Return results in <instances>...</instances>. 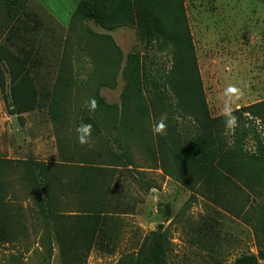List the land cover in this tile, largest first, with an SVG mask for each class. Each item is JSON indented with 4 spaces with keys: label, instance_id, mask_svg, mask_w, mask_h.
<instances>
[{
    "label": "rangeland",
    "instance_id": "374dc122",
    "mask_svg": "<svg viewBox=\"0 0 264 264\" xmlns=\"http://www.w3.org/2000/svg\"><path fill=\"white\" fill-rule=\"evenodd\" d=\"M180 1L209 118L264 102V0ZM78 2L32 0L24 14H36L35 30L19 42L17 54L8 51L18 58L34 53L36 65H51L58 71L51 74L56 75L51 83L44 87L38 82V88L31 91L37 102L30 116L10 121L0 115V179L4 186L0 192V264H63L61 245L38 216L22 171L16 166L4 169L6 160L25 159L56 165L54 178L60 183V192H55L63 200L56 206L58 233L66 241L68 254H77L75 264H132L144 240L159 227L167 241L165 264H233L241 255H257L256 236L264 222V177L252 176L250 166V181L244 175L238 179L225 173L215 181L197 180L184 169H180L184 172L181 179L164 173L155 145L156 113L150 109L147 90L136 72L146 58V72L156 80L164 79L173 66L172 48L146 47L134 21L106 30L93 22L74 20L71 15ZM34 6L36 10H32ZM19 21L23 23L24 18ZM182 49L190 51L187 46ZM128 56L137 59L129 67ZM93 67L94 82L83 84L81 79ZM18 77L23 91L18 102L35 105L27 102L30 92L22 88L23 75ZM7 79L4 77L5 98L0 92L4 101L0 113L12 115L10 76ZM98 87L103 102L117 107L116 122L113 114L92 106L90 93ZM53 93L56 103L50 113L47 107ZM124 94L128 96L125 108ZM186 105L190 112V102ZM84 109L101 121L100 137L106 143L80 132ZM174 112L177 130L187 126L188 136L197 137L195 143L201 141L203 131L193 117L183 110L178 115ZM24 113L28 112L17 115ZM243 118L264 144V124L247 113ZM235 122L230 118L223 130L229 147ZM116 137L132 154L135 166L128 168L130 172L112 173L105 166L108 147L120 152ZM242 148L248 154L256 153L255 139L243 138ZM93 195L113 210L119 200L132 211L120 213L107 207L105 212L113 213L87 214L81 204Z\"/></svg>",
    "mask_w": 264,
    "mask_h": 264
},
{
    "label": "trees",
    "instance_id": "16d2710c",
    "mask_svg": "<svg viewBox=\"0 0 264 264\" xmlns=\"http://www.w3.org/2000/svg\"><path fill=\"white\" fill-rule=\"evenodd\" d=\"M27 1L4 0L7 16L21 10ZM72 19L93 22L106 30H113L134 21L138 38L146 47L151 49L156 44L162 47L161 49L172 48L173 66L166 73L164 79L159 78L156 80L146 72L144 60L146 58L142 59L140 71L136 72L137 78L140 75L139 83L143 84L147 90L150 98V109L153 113H156L155 145L162 171L170 178L179 179L180 176L184 175V172L180 169H184L185 172L187 171L197 180L215 181L225 173L238 179H241L244 175L248 179L247 181H250L248 177L249 174H252L247 170L248 166L255 173L252 176L256 178L264 177V144L259 140L257 133L251 130V127L247 128L248 120L243 118V113H247L264 124V102L236 110L228 115L209 118L180 0H79L72 14ZM7 43L11 42L5 40L4 44ZM185 46L190 49L187 53L182 49ZM136 60L135 56H128L126 66L129 67ZM24 64H27L26 56L14 57L8 53L4 45L0 46V66L5 65L9 68L10 97L13 104V111L10 113L12 114L29 112L36 108V104L29 106L28 104L21 105L18 102L22 90L20 89V83L16 82V78L25 74L13 73L11 67L12 65L22 66ZM133 70H136V68ZM123 75L125 76V74ZM4 91V76L0 69V92L3 98H5ZM98 91L99 87L90 93L92 106H95L101 113L113 114V120L116 122L117 107L106 105L98 96ZM137 92L141 96V90L138 87ZM55 101L53 93L47 107L50 113H53ZM127 101L128 96L124 94L122 96L123 108L127 106ZM187 102H190L189 109L191 113L184 108L187 106ZM177 109H181L185 114L189 113L193 117L198 128L203 131L201 141L195 143V139L197 141L199 139L188 136L187 131L190 128L187 126L180 125L183 129L179 128L177 130L178 124L174 119L175 116H173L175 115L174 111L177 115L181 111ZM87 113V109H84L83 116L79 121L80 132L84 135L93 136L95 140L101 143H106L100 137L98 125L101 124V121L90 117ZM230 118L235 119L236 122L233 143L229 147L225 143L223 130ZM162 119L165 127L162 131H158V125ZM191 126H193V123H191ZM247 136H252L255 139L256 153L254 154L243 151L242 139ZM116 142L120 152H114L108 147L107 156H105L107 164L105 166L112 173H117V171L130 172L128 168H134L135 164L129 147L123 144L124 142L120 141L118 137H116ZM181 145H183L182 148ZM200 158H202L201 161ZM87 162H84V164ZM3 166L5 170L11 168V166H16L22 171L30 187V197L38 216L43 221L47 232H54L58 244L61 245L60 254L63 264H75L77 254L75 256L68 254L69 250L65 248L66 241L58 233L60 216L57 214L56 206L58 205L57 201L62 203L63 200L56 195L60 192V183L54 178L56 165L46 164L34 159H25L23 161L6 160L3 162ZM78 184L84 185L83 181H79ZM188 187L192 189V187ZM56 189L58 192H55ZM3 190L4 186L0 179V192ZM81 205L83 206L82 211L92 215L113 213L105 212L107 207L111 211H119L120 213L132 211L127 208V204L120 203L119 200L114 204L115 208L113 210L98 195H93L88 201L82 202ZM169 215V206H166V216ZM90 220L93 219L90 218ZM260 227L261 229L256 236V239H258L257 255H241L233 264H264V222ZM166 252L165 231L159 227L144 240L133 258L132 264H165Z\"/></svg>",
    "mask_w": 264,
    "mask_h": 264
},
{
    "label": "crops",
    "instance_id": "0c3cea01",
    "mask_svg": "<svg viewBox=\"0 0 264 264\" xmlns=\"http://www.w3.org/2000/svg\"><path fill=\"white\" fill-rule=\"evenodd\" d=\"M31 3H32V0H28L24 4V6L21 8V10H18L17 12L13 13L11 16H7L6 8L4 5V0H0V46L4 45L6 50L9 51L11 54H17L16 52L19 50L17 49V47L19 46L18 45L19 42L26 41L27 33L29 35L31 30L33 29L35 30L36 23H37L36 14L33 12H27L24 14L26 7H29ZM36 9L37 7L34 6L32 10H36ZM21 18H24L23 23L19 21ZM5 40L11 43L4 44ZM26 55L29 59L28 63L22 66L12 65L11 71L13 73L18 72V71H24V73L26 72V74L23 75L22 80H21L24 83L22 88L25 90H29L30 92L27 98V102L29 104H35L37 102V96L34 93L31 94V91L32 90L35 91L36 88H38L37 86L38 82L40 84H44V87H45V83H48V84L51 83L52 79L56 77V75H51V74L57 73L58 68L55 69L53 66L47 65V64L36 65L34 63L35 54L29 52ZM0 67L2 68L1 70L4 74L5 81L6 80L8 81L7 77L9 76L8 74L6 75L5 70H4V67H5L8 73L9 71L8 67L5 65L4 66L1 65ZM94 71H95V68L93 67V70H91L90 72H86V74H84L85 75L84 78L81 79V82L85 85L86 84L88 85L89 82L93 83L94 76L91 75V73H94ZM40 73L43 75L42 78H38L37 76V74H40ZM17 81L18 82L20 81L19 77L16 78V82ZM3 106H4V101L2 99V96L0 95V112H2V110L4 109ZM0 115H1V118H3L4 120L17 121L18 119L30 116L31 113L28 112V113H24L21 115H17V114L10 115L8 113L6 115V114L0 113Z\"/></svg>",
    "mask_w": 264,
    "mask_h": 264
},
{
    "label": "clouds",
    "instance_id": "9594fccd",
    "mask_svg": "<svg viewBox=\"0 0 264 264\" xmlns=\"http://www.w3.org/2000/svg\"><path fill=\"white\" fill-rule=\"evenodd\" d=\"M164 127H165V124H164V122H163V119L160 121V123H159V125H158V131H162L163 129H164Z\"/></svg>",
    "mask_w": 264,
    "mask_h": 264
}]
</instances>
